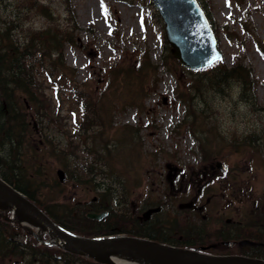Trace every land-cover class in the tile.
I'll use <instances>...</instances> for the list:
<instances>
[{"label":"rangeland","instance_id":"rangeland-1","mask_svg":"<svg viewBox=\"0 0 264 264\" xmlns=\"http://www.w3.org/2000/svg\"><path fill=\"white\" fill-rule=\"evenodd\" d=\"M41 1L50 6L54 25L75 35L65 51L66 73L56 72L53 79L47 70L40 73L51 115L35 113L28 96L21 97L36 131L32 169L46 182L39 193L58 218L74 219L71 212L104 193L99 189L104 180L114 189L120 181V194L129 193L130 207L142 196V202L161 204L165 213L178 212L186 200L169 191V167L185 172L192 196L206 175L205 193L216 195L210 210L222 209L235 191L226 189L233 183L237 193L226 217L238 220L257 211L255 204L264 203V56L259 48L264 45V0H198L216 24L225 65L250 67L263 83L256 99L235 81L212 87L205 73L182 66L152 0H34ZM26 6L29 10L28 0H0V24ZM21 22L37 31L50 23L34 11ZM79 95L89 105L80 103ZM218 161L225 164V174L216 168ZM58 170L64 173L62 183ZM6 214L0 211L1 218ZM24 230L18 241L33 244L36 229L26 225ZM222 252L239 254L238 249ZM27 260L0 258V264Z\"/></svg>","mask_w":264,"mask_h":264},{"label":"trees","instance_id":"trees-1","mask_svg":"<svg viewBox=\"0 0 264 264\" xmlns=\"http://www.w3.org/2000/svg\"><path fill=\"white\" fill-rule=\"evenodd\" d=\"M70 2V0H69ZM28 6L24 12L20 11L10 17L8 23L0 24V177L8 184L25 194L32 201L47 212V214L59 225L73 233L86 237L100 235H116L127 233L135 236L149 237L159 242L179 245L189 248H197L200 244L194 243L191 230L189 237L183 236L185 228L173 226L172 238L168 234L169 228L166 221L157 224H138L130 211L120 213V219L113 213L105 223L97 224L88 220L85 215L75 210L71 212L74 219L67 221L58 218L55 208L48 207L46 198L39 191L44 189L45 181L41 180L39 172L33 170L34 156L38 150L33 144L35 132L30 123L32 113L26 103L21 101L22 95H27L29 102L36 107L35 113L51 115L50 104L45 103L44 93L40 80L41 71L45 70L51 79L55 73H66L65 51L69 44L75 43L73 30L61 29L54 25L50 6L42 2L28 0ZM32 11L47 18L50 23L40 31L24 29L22 17L31 15ZM70 15L75 11L69 9ZM1 23V22H0ZM2 25V26H1ZM25 34L23 39L19 36ZM264 54V45H260ZM207 83L212 87L217 84L235 81L245 91H252L255 99V89L260 81L255 77L254 70L244 65L228 68L224 61L216 63L204 74ZM74 84V81L70 79ZM32 150V151H30ZM32 152V154H31ZM46 203V204H45ZM78 221L79 225L87 226L86 229L77 227L72 222ZM82 223V224H80ZM89 223V225L87 224ZM246 229H250L246 227ZM255 232L258 240L264 241V227H259ZM252 230V229H251ZM250 230V231H251ZM21 226L12 225L0 218V258L28 257L27 264H99L91 258L66 252L58 247L37 245L34 238H30L33 244H22L17 240L21 235ZM186 238L185 242H179L178 238ZM248 251L247 254L250 255ZM252 256L263 257L260 255Z\"/></svg>","mask_w":264,"mask_h":264},{"label":"water","instance_id":"water-1","mask_svg":"<svg viewBox=\"0 0 264 264\" xmlns=\"http://www.w3.org/2000/svg\"><path fill=\"white\" fill-rule=\"evenodd\" d=\"M165 24L174 56L185 66L198 69L222 57L216 39L197 0H153ZM92 55V54H90ZM211 61V63L209 62ZM221 166V164H218ZM61 181L63 172L59 171ZM191 207V204H187ZM0 209H13L20 221L47 231L57 245L70 252L92 257L103 264H113L115 256L129 255L145 264H264L263 259L245 256H212L160 242L132 236L82 238L64 232L52 219L24 194L0 178ZM148 211V216L152 211ZM104 215V214H102ZM102 215L89 214L99 219ZM37 239L39 237L36 236ZM52 245L54 242H46Z\"/></svg>","mask_w":264,"mask_h":264},{"label":"flooded vegetation","instance_id":"flooded-vegetation-1","mask_svg":"<svg viewBox=\"0 0 264 264\" xmlns=\"http://www.w3.org/2000/svg\"><path fill=\"white\" fill-rule=\"evenodd\" d=\"M169 169H172V172L170 174L171 182L168 183L169 191L177 194L180 199L186 200L180 202L178 207L180 208L182 203L189 201H192L195 205H193V207L190 209H179L180 211L178 212L172 211L169 213H165L163 211V206L159 205L158 202H142V196H140L139 202L133 204V214L136 215V218L139 221L138 224H148L147 222L154 223L158 221L157 215L164 212L166 216V227L169 228L170 232L174 224H179L184 227L185 225H191V221L197 222V225L195 224V234L193 233L191 234V236H193V240L205 244L204 247H211L215 248V250H222L223 246L226 245L225 243H233L232 246L228 245V247H236L239 250H242L244 248H252L254 250H260L261 252H264V242L256 239L255 236V232L260 233L259 227H264V203L260 205L259 203L255 204L257 208L256 210L258 211V214L255 213L256 215L250 213L244 218H239L238 220L236 217L234 219L231 217H226L225 211L232 210V203L235 199L234 195L237 193V190L235 186H233V183H230L226 189L229 191L230 189H235V191L229 194V199L227 200L226 204L222 206V209L215 212V210H210L209 207H213V205H215L214 198L216 197V195L205 193L206 188L209 185L206 181H204L206 175L204 177L203 184L202 182L199 183L195 195L192 196L191 194H188L189 182L185 179V172L179 167H169ZM191 184L194 186V180H191ZM240 189L241 191L239 190L240 193H238V196H241V193L244 190L242 187H240ZM116 191L118 194V200H120L119 182ZM222 195L225 197L224 193ZM240 202L244 201L241 200ZM89 207L96 213L106 211L107 215L105 217H107L109 214V206L107 204H103L98 196H95L91 200V203H89ZM154 207L162 208L159 213H153L148 220L142 219L145 211ZM260 218L262 219L261 222L258 221ZM180 221L184 222L185 225L181 224ZM249 225L254 226V228L252 227L251 231L250 229H245V226ZM208 226H211V228L209 229ZM205 227H207L208 230H205ZM204 233H206L207 235H204ZM169 235H171V233Z\"/></svg>","mask_w":264,"mask_h":264},{"label":"bare ground","instance_id":"bare-ground-1","mask_svg":"<svg viewBox=\"0 0 264 264\" xmlns=\"http://www.w3.org/2000/svg\"><path fill=\"white\" fill-rule=\"evenodd\" d=\"M121 199L125 200V196H123ZM119 202H120V200H119ZM164 221H165L164 216L160 215V216H158V221L152 223V225L153 224H157L159 222H164ZM112 262L114 264H145L142 261L134 259V258H132V257H130L128 255L115 256V257L112 258Z\"/></svg>","mask_w":264,"mask_h":264},{"label":"snow or ice","instance_id":"snow-or-ice-1","mask_svg":"<svg viewBox=\"0 0 264 264\" xmlns=\"http://www.w3.org/2000/svg\"><path fill=\"white\" fill-rule=\"evenodd\" d=\"M211 63V61H209Z\"/></svg>","mask_w":264,"mask_h":264}]
</instances>
